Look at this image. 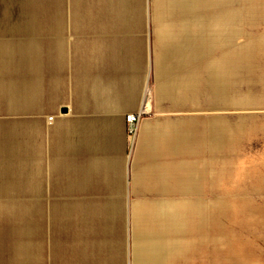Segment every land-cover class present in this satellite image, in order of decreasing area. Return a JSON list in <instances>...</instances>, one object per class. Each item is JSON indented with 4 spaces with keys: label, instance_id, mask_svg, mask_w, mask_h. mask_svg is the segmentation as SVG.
I'll use <instances>...</instances> for the list:
<instances>
[{
    "label": "crops",
    "instance_id": "0c3cea01",
    "mask_svg": "<svg viewBox=\"0 0 264 264\" xmlns=\"http://www.w3.org/2000/svg\"><path fill=\"white\" fill-rule=\"evenodd\" d=\"M181 1L0 0V264H196L264 200V0Z\"/></svg>",
    "mask_w": 264,
    "mask_h": 264
},
{
    "label": "rangeland",
    "instance_id": "374dc122",
    "mask_svg": "<svg viewBox=\"0 0 264 264\" xmlns=\"http://www.w3.org/2000/svg\"><path fill=\"white\" fill-rule=\"evenodd\" d=\"M158 2L149 0L150 15L155 14ZM181 3L187 2L182 0ZM183 4L167 9V14L196 15V8L188 11ZM210 153L206 151V155ZM190 155L192 160L193 154ZM249 155L239 151L238 160L250 158ZM244 204L247 208L241 206ZM194 245L190 253L191 263L264 264V200H222L214 224L201 231Z\"/></svg>",
    "mask_w": 264,
    "mask_h": 264
},
{
    "label": "built area",
    "instance_id": "2783aa9c",
    "mask_svg": "<svg viewBox=\"0 0 264 264\" xmlns=\"http://www.w3.org/2000/svg\"><path fill=\"white\" fill-rule=\"evenodd\" d=\"M141 113H129L125 117L126 121V132H127V137L129 138L130 141L133 140L135 134H136V129H137V121L140 117ZM52 117H49V120H51Z\"/></svg>",
    "mask_w": 264,
    "mask_h": 264
},
{
    "label": "bare ground",
    "instance_id": "6f19581e",
    "mask_svg": "<svg viewBox=\"0 0 264 264\" xmlns=\"http://www.w3.org/2000/svg\"><path fill=\"white\" fill-rule=\"evenodd\" d=\"M193 8H196V5L195 4H193V3H190L189 4V7L186 9V10H192ZM197 9V8H196ZM197 14V13H196Z\"/></svg>",
    "mask_w": 264,
    "mask_h": 264
}]
</instances>
